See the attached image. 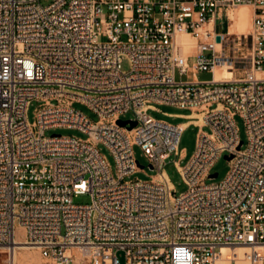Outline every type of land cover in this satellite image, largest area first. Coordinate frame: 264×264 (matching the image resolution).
<instances>
[{"label": "built area", "instance_id": "1", "mask_svg": "<svg viewBox=\"0 0 264 264\" xmlns=\"http://www.w3.org/2000/svg\"><path fill=\"white\" fill-rule=\"evenodd\" d=\"M40 1L0 0L5 264L19 245L39 253L30 264H119L118 252L125 264H264V0ZM241 5L252 10L250 31L230 33ZM179 35L196 41L192 56ZM221 69L231 77L217 81ZM200 72L212 79H193ZM154 105L190 110L183 118L199 129L189 162H175L187 185L179 195L163 166L186 127L149 116ZM56 128L87 138L44 135ZM134 146L156 171L149 181L127 180L144 170ZM223 155L227 176L206 184ZM85 194L89 204L73 202Z\"/></svg>", "mask_w": 264, "mask_h": 264}, {"label": "rangeland", "instance_id": "2", "mask_svg": "<svg viewBox=\"0 0 264 264\" xmlns=\"http://www.w3.org/2000/svg\"><path fill=\"white\" fill-rule=\"evenodd\" d=\"M54 0H41L40 3L43 6H47L50 3H52ZM109 1V0H106ZM245 11V9H238L237 11L233 12L232 15L230 14V33H245L246 29L248 27V24H246L241 29L238 27L237 23V16L239 12ZM237 12V13H236ZM236 19V20H235ZM220 30H224L225 26L222 23L219 25ZM226 30V29H225ZM191 38V37H190ZM192 39V38H191ZM100 41H104L103 38H100ZM195 53L194 47L190 49L189 55L192 56ZM194 59H190L189 63L192 64ZM264 67V64H263ZM128 63L126 61H123L122 63V69L127 70ZM193 79L200 81V82H206L210 81L212 79V74L208 72H200L196 74ZM39 106V103L32 102V104L29 106L27 110V119L30 123H33L35 120V110ZM154 109H149L147 114L151 116L152 118L163 120L171 124H181L187 122L186 118L183 117H175L172 116L173 114H180V115H188L190 114V110L186 109H179L175 108L173 106H167V105H154ZM74 108L84 113L86 116H88L92 121H97L96 115H94L85 105L76 103L74 104ZM122 120H131L134 118V115L132 112L126 113L125 115L121 116ZM235 124L239 131L240 139L246 144V133H245V126L244 121L239 116H236ZM198 127L195 124H189L186 126L180 142L178 144V155L171 154L170 158H168L165 161V164L163 166V169L165 173L167 174L171 184L173 185L175 192L177 195L184 193L187 190V185L184 182L177 166L175 165V162L178 161L180 166H185L192 155L194 154L196 150V141H197V134H198ZM204 131H209L208 127L203 128ZM61 135V136H73L80 139H86L87 135L82 133L81 131H78L76 129H69V128H56V129H49L45 131V136L50 137L52 135ZM100 152L106 157L107 161L109 162L111 168L115 169V161L110 152L102 145L99 146ZM135 159L139 162L141 166L144 167L143 171L135 172L131 176L127 178V180H142V181H149L151 178H153L156 175V171L150 170L148 168L149 162L147 158L144 156L142 150L138 146H134L133 148ZM229 165L228 161L225 159V155H223L221 158H219L216 163L214 164L212 168V173H217V177H215L212 180H206V184L211 183H218L225 179L229 172ZM91 201V198L88 194L85 195H79L74 198L73 202L75 204L85 205L89 204ZM17 238L20 240H23L24 235L21 230L17 231ZM23 261H30V259H34L35 262L40 261V255L37 251L31 250L30 252L23 251L22 252ZM25 254V255H24ZM33 257V258H32ZM6 258V254L0 252V264H5L4 260ZM31 262V263H35ZM23 264H27L26 262Z\"/></svg>", "mask_w": 264, "mask_h": 264}, {"label": "bare ground", "instance_id": "3", "mask_svg": "<svg viewBox=\"0 0 264 264\" xmlns=\"http://www.w3.org/2000/svg\"><path fill=\"white\" fill-rule=\"evenodd\" d=\"M243 8L248 9L250 14L248 15V13L246 11L239 12V14L237 16V23L236 24L238 25V27L240 29L242 27H244L246 24H248V27H247L246 32H245V33H248L250 31V28H251V13H252L251 8L249 6L241 5V6L236 7L230 14L232 15L233 12L237 11L238 9H243ZM248 19H249V22H248ZM177 41L180 44L188 45L190 49H192L193 47L195 48V45H196V41L194 39H191L190 36H187V35H179L177 37ZM230 77H231L230 73L224 69L216 70V72H215V78L217 81L222 80L224 78L227 79ZM181 127L184 128L185 124L181 125ZM31 250H32V248H29L25 245L16 246L15 251H14V257H13L15 264H23L25 262L27 264H30L31 262H35L34 259H32V260L30 259V261H28V262L27 261L24 262L22 259V256H23L22 252L23 251L30 252ZM33 251H36V250H33Z\"/></svg>", "mask_w": 264, "mask_h": 264}, {"label": "water", "instance_id": "4", "mask_svg": "<svg viewBox=\"0 0 264 264\" xmlns=\"http://www.w3.org/2000/svg\"><path fill=\"white\" fill-rule=\"evenodd\" d=\"M217 41L219 42L220 41V38L219 37H217ZM127 124H129L130 126H129V129H132V128H134L135 126H136V122H134V121H118V125H120V126H125V125H127ZM242 145V143H240V146ZM240 148V147H239ZM226 159H231V157H225ZM213 177L215 178V177H217V173H215L214 175H213ZM117 256H118V259H119V264H125V259H124V254H123V252H118L117 253Z\"/></svg>", "mask_w": 264, "mask_h": 264}, {"label": "crops", "instance_id": "5", "mask_svg": "<svg viewBox=\"0 0 264 264\" xmlns=\"http://www.w3.org/2000/svg\"><path fill=\"white\" fill-rule=\"evenodd\" d=\"M245 11L248 13V15L250 14L249 10L248 9H245ZM248 22H249V19H248ZM173 116L175 117H185L186 115H180V114H173ZM182 125L185 124V127L189 124H195V121H187L185 123H181ZM184 127V128H185Z\"/></svg>", "mask_w": 264, "mask_h": 264}]
</instances>
